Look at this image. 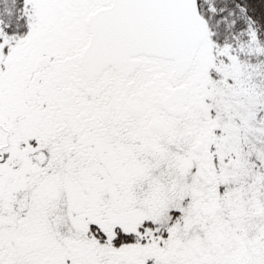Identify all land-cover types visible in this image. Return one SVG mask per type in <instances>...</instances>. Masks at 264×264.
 Instances as JSON below:
<instances>
[{
	"label": "snow or ice",
	"instance_id": "6c2138e0",
	"mask_svg": "<svg viewBox=\"0 0 264 264\" xmlns=\"http://www.w3.org/2000/svg\"><path fill=\"white\" fill-rule=\"evenodd\" d=\"M0 264H264V0H0Z\"/></svg>",
	"mask_w": 264,
	"mask_h": 264
}]
</instances>
